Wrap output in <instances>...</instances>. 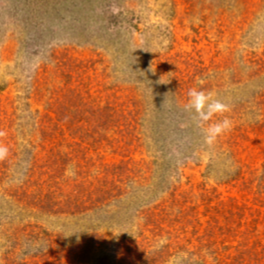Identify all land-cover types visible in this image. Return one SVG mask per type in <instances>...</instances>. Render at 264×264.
<instances>
[{
  "label": "rangeland",
  "instance_id": "374dc122",
  "mask_svg": "<svg viewBox=\"0 0 264 264\" xmlns=\"http://www.w3.org/2000/svg\"><path fill=\"white\" fill-rule=\"evenodd\" d=\"M0 131V264H264V0H0Z\"/></svg>",
  "mask_w": 264,
  "mask_h": 264
},
{
  "label": "clouds",
  "instance_id": "9594fccd",
  "mask_svg": "<svg viewBox=\"0 0 264 264\" xmlns=\"http://www.w3.org/2000/svg\"><path fill=\"white\" fill-rule=\"evenodd\" d=\"M197 84L202 85L203 81L197 80ZM187 97L186 110L193 113V120L202 129L207 144H213L218 137L231 130V121L224 115L230 109L228 105L215 98L214 92L192 87L188 90ZM217 115L223 119L209 123ZM4 135L5 133L0 131V137ZM7 154L8 148L0 143V160L6 158Z\"/></svg>",
  "mask_w": 264,
  "mask_h": 264
}]
</instances>
